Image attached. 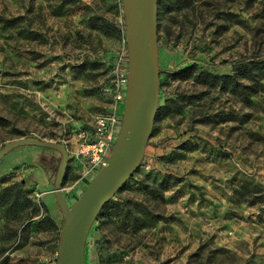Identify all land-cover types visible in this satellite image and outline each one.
<instances>
[{
  "label": "rangeland",
  "instance_id": "374dc122",
  "mask_svg": "<svg viewBox=\"0 0 264 264\" xmlns=\"http://www.w3.org/2000/svg\"><path fill=\"white\" fill-rule=\"evenodd\" d=\"M123 25L121 0H0V149L72 153L97 116L122 118ZM157 35L153 130L84 264H264V0H157ZM60 159L23 146L0 160V264H57ZM82 169L68 156L69 207L96 175Z\"/></svg>",
  "mask_w": 264,
  "mask_h": 264
},
{
  "label": "water",
  "instance_id": "95a60500",
  "mask_svg": "<svg viewBox=\"0 0 264 264\" xmlns=\"http://www.w3.org/2000/svg\"><path fill=\"white\" fill-rule=\"evenodd\" d=\"M128 57V77L121 125L105 162L75 203L69 207L62 189L68 152L59 144L22 138L0 149V160L17 147L51 149L61 156L53 193L63 214L57 264H84L89 231L101 209L114 197L139 167L158 109L159 67L157 0H121Z\"/></svg>",
  "mask_w": 264,
  "mask_h": 264
},
{
  "label": "built area",
  "instance_id": "2783aa9c",
  "mask_svg": "<svg viewBox=\"0 0 264 264\" xmlns=\"http://www.w3.org/2000/svg\"><path fill=\"white\" fill-rule=\"evenodd\" d=\"M128 57L127 54L118 57L112 80V99L114 103L123 104L125 99ZM109 91V89H105ZM117 107H111L106 114L96 117L90 131H80L77 135L75 148L68 156L82 165L84 178L96 174L105 162L115 144L121 125V117L117 114Z\"/></svg>",
  "mask_w": 264,
  "mask_h": 264
},
{
  "label": "trees",
  "instance_id": "16d2710c",
  "mask_svg": "<svg viewBox=\"0 0 264 264\" xmlns=\"http://www.w3.org/2000/svg\"><path fill=\"white\" fill-rule=\"evenodd\" d=\"M122 28L124 29L125 27H124V25L122 26ZM260 69H263V66L260 68ZM253 70V69H252ZM213 79H224V77H213ZM158 110V109H157ZM59 234H60V230H59V232H58V237H59Z\"/></svg>",
  "mask_w": 264,
  "mask_h": 264
},
{
  "label": "crops",
  "instance_id": "0c3cea01",
  "mask_svg": "<svg viewBox=\"0 0 264 264\" xmlns=\"http://www.w3.org/2000/svg\"><path fill=\"white\" fill-rule=\"evenodd\" d=\"M47 193H50V194H52V190H49Z\"/></svg>",
  "mask_w": 264,
  "mask_h": 264
}]
</instances>
